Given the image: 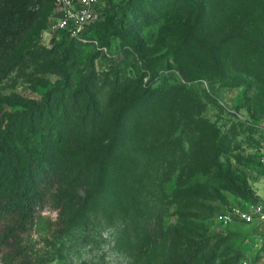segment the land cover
I'll return each mask as SVG.
<instances>
[{"label":"trees","instance_id":"16d2710c","mask_svg":"<svg viewBox=\"0 0 264 264\" xmlns=\"http://www.w3.org/2000/svg\"><path fill=\"white\" fill-rule=\"evenodd\" d=\"M133 1L186 15L173 26L171 55L191 80L216 78L235 87L254 78L264 85V0H128L118 12L107 0L84 39L62 30L52 47L40 39L55 0H0L2 240L27 226L41 183L57 178L70 190L67 212L97 202L135 211L138 234L148 232L161 209L175 206L180 224L158 227L149 264H213L219 242L182 221L210 214L224 190L252 200L246 179L221 159L234 130L224 132L203 115L206 104L194 89L175 82L154 88L128 59L115 63L95 50L115 34L141 52L129 29L138 14ZM89 47L94 50L82 60ZM98 59L106 66L98 68ZM19 79L42 87L41 98L1 91ZM132 112L137 118L124 139ZM163 164L175 168L165 171Z\"/></svg>","mask_w":264,"mask_h":264},{"label":"rangeland","instance_id":"374dc122","mask_svg":"<svg viewBox=\"0 0 264 264\" xmlns=\"http://www.w3.org/2000/svg\"><path fill=\"white\" fill-rule=\"evenodd\" d=\"M127 1L110 0V6L118 12L127 5ZM133 3L137 5L138 14L129 29L141 42V52L134 50L132 42L128 44L121 35L115 34L111 36L110 45L99 47L96 43L95 50H102L115 63L128 59L130 64L133 63L132 72L140 70L145 73L144 82L150 80L154 88L175 82L194 89L206 104L203 115L222 131L235 132L231 150L221 157L222 162L246 179L252 197L247 203L264 206V163L261 161L264 150V85L254 78L245 79L235 87L223 86L216 78L191 80L171 55L175 48V44L171 47L173 26L184 22L186 15L183 12H164L151 3L147 6ZM54 22L53 13L40 39L47 47L58 41L59 36L53 30ZM93 50V47L86 48L81 59L85 60ZM96 63L98 68L106 66L101 59ZM48 77L51 81L55 79L52 75ZM1 91H15L40 99L44 90L19 79L14 88ZM136 118L137 113L132 112L124 122V139L131 133ZM162 168L169 171L175 166L163 164ZM200 180L209 181L205 177ZM222 194L221 200L211 204L213 211L210 214L189 218L182 223H190L193 231H200L211 238V244L219 242L213 264H264V221L257 216L251 223L241 219L222 223L220 214L235 205L243 208L248 205L230 191L224 190ZM68 195L70 190L57 178L43 182L40 198L27 226L5 241L2 240L5 224H0V264H149L158 242V227L180 224L177 208L167 206L161 209V215L147 222V233L138 234L132 229L135 211L111 210L97 202L86 211L75 206L67 212Z\"/></svg>","mask_w":264,"mask_h":264},{"label":"built area","instance_id":"2783aa9c","mask_svg":"<svg viewBox=\"0 0 264 264\" xmlns=\"http://www.w3.org/2000/svg\"><path fill=\"white\" fill-rule=\"evenodd\" d=\"M106 5L107 0H55L56 22L53 24L55 34L65 30L72 38L84 39L90 25L103 18ZM262 154L261 161L264 163V150ZM257 216L264 221V206L248 204L243 208L235 205L231 210L220 214L219 220L222 223H230L234 219H241L251 223Z\"/></svg>","mask_w":264,"mask_h":264}]
</instances>
